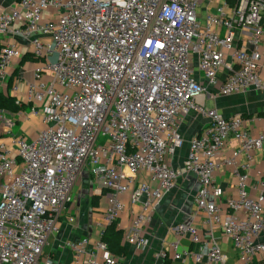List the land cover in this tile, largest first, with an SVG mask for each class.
Listing matches in <instances>:
<instances>
[{
    "label": "built area",
    "instance_id": "obj_1",
    "mask_svg": "<svg viewBox=\"0 0 264 264\" xmlns=\"http://www.w3.org/2000/svg\"><path fill=\"white\" fill-rule=\"evenodd\" d=\"M6 38L22 41L39 64L26 102L39 104L31 113L46 128L33 140L0 142V264L40 262L84 172L109 193L108 226L131 208L122 236L137 251L150 248L145 230L158 207L193 175L204 223L170 225L172 240L156 259L226 264L218 230L238 264H264V161L253 176L264 131H250L256 117L205 107L264 90V0H17L0 8L2 78L22 53ZM192 112L206 124L186 141L181 118ZM230 138L236 147L225 151ZM220 168L234 180L226 200L215 179ZM104 230L62 247L76 264H117ZM183 239L198 250L181 249Z\"/></svg>",
    "mask_w": 264,
    "mask_h": 264
},
{
    "label": "crops",
    "instance_id": "obj_2",
    "mask_svg": "<svg viewBox=\"0 0 264 264\" xmlns=\"http://www.w3.org/2000/svg\"><path fill=\"white\" fill-rule=\"evenodd\" d=\"M16 1L0 0V8L8 9ZM11 41L20 43L22 53L19 58L13 60L10 64L5 77H0V93L13 98L15 103L20 101L18 105L22 106V109L17 113L0 109V142L5 141L10 135L33 140L46 128L40 118L31 113V108L39 104L33 105L26 102V83L33 79L34 69L39 64L31 58L27 46L22 41L6 38L2 42L7 44ZM261 50L264 52V43ZM260 75L264 80V61ZM213 102V108L225 117L233 115H240L245 119L256 117L255 121L252 123L248 121L247 123L253 135L259 131H264V124L259 119L262 117L260 115L264 114V90H246L243 93L229 97H218ZM181 122V130L186 141L196 136L206 124V120L194 112L189 114L187 118H181ZM235 147V139L230 138L225 151L232 150ZM185 151L186 149L183 150L179 162L183 159ZM253 160V167L255 168L253 176H255L264 161V149L257 151ZM229 173V168H220L215 178L216 184L222 190V200L234 195V180ZM189 181L193 183L192 187L189 186ZM75 185L76 190L73 189L72 201L62 211L59 220L60 231L57 235L49 237L44 247L43 257L38 264H43L48 257L53 264H76L73 255L64 249L62 244L68 240H78L88 236L95 239L97 233L108 226L103 219V211L109 193L106 190L97 188L85 172L82 173ZM197 188V181L193 175H188L185 179L179 180L174 191L158 207L151 224L145 230V234L150 239V248L145 251H137L129 246L122 236V245L126 249V254L122 257L117 256V264H193L191 259L185 263L174 261L171 259L170 254H167L165 260H157L156 256L160 250L167 249V243L172 240L167 232L170 225L184 222L197 228L202 227L205 215L203 212L196 211L194 205ZM130 212L131 208L127 207L118 225H115L117 229L121 230L122 234L129 223ZM70 218L74 219L73 225L68 222ZM214 238L228 258L226 264H238L229 241L218 230H214ZM261 239H264V233ZM181 249L191 252L198 250L197 246L191 244L188 239L182 240Z\"/></svg>",
    "mask_w": 264,
    "mask_h": 264
},
{
    "label": "trees",
    "instance_id": "obj_3",
    "mask_svg": "<svg viewBox=\"0 0 264 264\" xmlns=\"http://www.w3.org/2000/svg\"><path fill=\"white\" fill-rule=\"evenodd\" d=\"M0 109L7 110L11 113H17L22 109V106L15 103V100L11 97L4 96L0 93ZM116 223L106 227L103 233L102 240L108 245V249L118 257H122L126 254V249L122 245V232L117 229Z\"/></svg>",
    "mask_w": 264,
    "mask_h": 264
},
{
    "label": "rangeland",
    "instance_id": "obj_4",
    "mask_svg": "<svg viewBox=\"0 0 264 264\" xmlns=\"http://www.w3.org/2000/svg\"><path fill=\"white\" fill-rule=\"evenodd\" d=\"M207 103H206V105H205V107L207 108V109H209V108H213L214 106V102H213V100L211 101V100H207L206 101ZM214 109V108H213ZM255 168L253 167V170H254ZM190 182V181H189ZM189 184V186L190 187H192V185H193V183H188ZM73 189L74 190H76V185H75V187H73ZM73 189H72V195H73Z\"/></svg>",
    "mask_w": 264,
    "mask_h": 264
}]
</instances>
